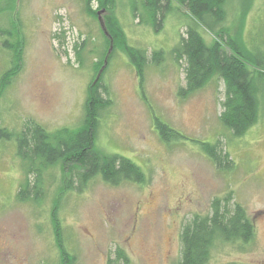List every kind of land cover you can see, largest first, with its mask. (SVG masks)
Segmentation results:
<instances>
[{"label": "rangeland", "instance_id": "374dc122", "mask_svg": "<svg viewBox=\"0 0 264 264\" xmlns=\"http://www.w3.org/2000/svg\"><path fill=\"white\" fill-rule=\"evenodd\" d=\"M173 11L155 32L132 12L143 15V0H116L113 15L129 45L144 50L148 63L140 84L133 66L117 49L102 77L110 105L101 111L96 147L130 159L145 174L142 184L109 185L99 176L81 192L67 191L68 172L44 175L46 196L36 206L21 203L23 180L13 142H0V264H60L50 221L57 208L63 243L73 264H179L182 225L206 215L215 197L231 193L255 226L248 244L217 241L207 264H264V97L259 118L241 137L220 123L222 80L212 79L184 99V61L172 49L188 26L196 25L184 7ZM95 7V5H93ZM226 28L254 57L264 61V0H225ZM84 12L82 0H0V81L12 67L13 53L2 47L21 41L20 67L0 95V128L19 131L33 120L48 132L76 129L84 117L87 90L103 59L104 28ZM207 43L209 32L197 27ZM163 52L158 65L152 52ZM104 88V89H103ZM183 138L163 143L153 117ZM220 146L231 166L218 170L200 143Z\"/></svg>", "mask_w": 264, "mask_h": 264}, {"label": "trees", "instance_id": "16d2710c", "mask_svg": "<svg viewBox=\"0 0 264 264\" xmlns=\"http://www.w3.org/2000/svg\"><path fill=\"white\" fill-rule=\"evenodd\" d=\"M84 12L97 19L102 12L105 50L103 59L95 66V75L90 83L84 104V117L76 129L61 128L48 132L33 120L24 122L19 131L0 128V142H13L15 155L21 163L23 180L18 186L16 199L21 203L40 205L46 196L44 175L54 168L68 172L64 184L67 191L81 192L90 180L99 176L109 185L122 182L142 184L144 172L130 159L116 154H106L96 147L100 113L110 105L102 90V77L113 53L120 49L133 66L140 84L148 58L144 50L128 44L126 36L113 15L116 0H82ZM184 7L196 25L188 26L181 36L172 55L176 61H184L185 85L177 95L184 99L202 89L210 80H222L224 100L221 103L220 123L234 137L244 135L259 118L260 97H264V61L252 56L246 47L224 27L223 5L225 0H143L144 15L132 12L155 32L162 29L167 14L173 11L171 2ZM95 5V7H93ZM197 27L209 32L212 41L207 43ZM2 41V47L13 53L12 67L0 81V95L11 77L20 67L21 41L12 33ZM111 47V51L108 53ZM163 58L162 51L151 53V63L158 65ZM104 89V88H103ZM153 127L159 139L169 144L183 136L153 117ZM200 149L218 170L231 166L228 153L220 142L200 143ZM50 221L55 246L60 255V264H73L74 258L68 253L62 236L57 208L50 211ZM255 235V226L245 209L234 201L231 193L215 197L206 215H193L182 225L179 264H207L217 241L228 244H248ZM116 259L124 264L126 255L117 250Z\"/></svg>", "mask_w": 264, "mask_h": 264}, {"label": "water", "instance_id": "95a60500", "mask_svg": "<svg viewBox=\"0 0 264 264\" xmlns=\"http://www.w3.org/2000/svg\"><path fill=\"white\" fill-rule=\"evenodd\" d=\"M101 13H102V12H99V13H98V19H100V15H101ZM102 25H103V23H102ZM103 28H104V25H103ZM104 32H105V30H104ZM105 34H106V32H105ZM110 51H111V47H110L108 53H109Z\"/></svg>", "mask_w": 264, "mask_h": 264}]
</instances>
